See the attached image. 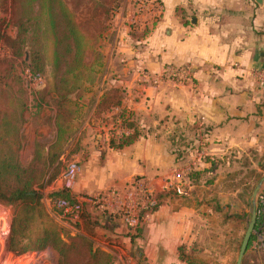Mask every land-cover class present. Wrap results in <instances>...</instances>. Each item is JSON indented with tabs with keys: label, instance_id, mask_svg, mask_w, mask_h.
Instances as JSON below:
<instances>
[{
	"label": "rangeland",
	"instance_id": "obj_1",
	"mask_svg": "<svg viewBox=\"0 0 264 264\" xmlns=\"http://www.w3.org/2000/svg\"><path fill=\"white\" fill-rule=\"evenodd\" d=\"M17 1L4 0L0 6V115L2 109L7 107H10V112L15 113L16 120L20 115L19 134L22 148L19 151V158L21 166L27 167L32 162L35 145L50 144L56 135L55 106L52 104L53 97L49 90V84L53 83L54 70L51 48L45 43L43 71L39 74H35L30 69L34 58L30 49L26 48L20 54L12 51L16 49L14 39L18 29L17 22L21 18V9L17 6ZM112 6L113 14L109 16L108 24L106 23L108 28L96 40L97 57L92 67L93 73L88 74L90 77L85 80L82 93L80 91L77 94L81 97V101H77V112L72 121L73 128L61 145L58 173L49 184L42 186L38 182L33 186L34 191L39 194L36 218L39 217L37 223L48 225L49 222L61 229L65 243L70 244L74 241L78 248L82 245H92L93 252L108 253L111 256V261L109 260L111 264L132 262L149 264L133 247L124 245L118 234L109 230L108 221L112 219L118 224L121 221L120 235L123 237L136 235L141 231L145 220L142 222L140 220V224L130 228L125 222L126 215L116 207L119 205L118 201L124 203L127 195L138 192L148 185L151 176L134 177L128 182L123 176H111L110 168L114 166L116 160L110 159V155L111 152L123 150V148H112L119 143L122 136L135 137L136 134L138 138L150 133V130L138 128V123L145 118L125 106V92L121 93L123 85L118 84L117 78L123 77L126 82L127 71L135 70L132 65L133 57L138 55L137 51L141 52L143 49L142 45L138 46L140 49H136L138 47H134V43L149 34L150 23L153 24L160 19L162 9L156 2L151 4L144 0L135 2L114 0ZM131 8L134 17L127 22V13ZM146 8H152L153 13L149 15L148 26L145 25L140 31L138 29L141 26L140 21L133 22V20L138 21L135 15L142 16L141 11H145ZM75 12L77 15L85 14L82 8L79 11L77 8ZM145 30H148L146 35H144ZM27 37L30 39V36ZM126 58L131 61L127 66L124 64ZM105 93H109L112 98L120 99V102L125 100L123 101L125 110L123 108L107 110V105L100 102V98L102 99ZM259 96L262 97L263 107L264 91ZM259 96L256 98L259 99ZM259 116L264 120V108ZM160 119V124H163L165 121L163 118ZM160 130L159 135L166 134L165 127ZM256 133H259L256 139H219V141L205 139V142L203 139L201 146L194 143L198 147L197 152L201 154L200 161L195 157L194 163L196 165L198 161L202 162L201 165L204 167L196 178L191 177V174L197 172L198 166L191 167L190 170L186 167L193 162L191 159L176 161L178 166L174 167L176 170L172 175L174 182L183 183L185 179L187 185L194 186L195 189L193 190L195 192H191V199L195 201L192 204L198 208L199 217L193 225L189 248L192 252L187 253H193L195 255L193 260L196 262L236 264L241 241L250 221L251 196L264 178V126ZM163 140L168 141L170 149L176 151L175 153L189 149V143L185 142L187 139ZM112 142L114 145H111ZM215 145H217L216 149L211 148ZM193 147L195 146L192 144ZM70 165H75L77 173L71 188L65 189L61 177ZM178 169L184 175H181ZM202 173L204 174L201 175ZM176 174H180V177ZM166 177L154 178H161L166 182ZM171 181L166 185L169 186L168 190L164 189L156 193L151 189V199L153 198L156 204L173 200L174 197H169V194L176 184L174 182L171 184ZM182 190L183 192L178 196L187 199L185 196L188 191L184 188ZM80 198L84 203H81L77 222L67 221L63 212L57 208L56 201L65 199L69 202ZM255 212L258 226L253 230L242 264H264V182L255 197ZM15 215L9 207L0 203V264H3L7 258L9 260L17 258L15 264H22L20 261L25 263L20 259L22 255L14 256L9 250L10 228ZM24 216L20 215L21 219ZM224 218L228 222L225 223ZM33 234H35L34 230L29 231L27 235L30 237ZM112 246L123 248L122 253L113 250ZM82 249L87 250L84 247ZM41 251H49L51 260L49 264H58L61 261L50 249L45 248ZM34 252L38 251H27L24 255L27 253L32 255ZM27 259L30 264L34 263L31 256ZM78 261L80 259L73 258L71 263ZM37 262L46 264L42 260Z\"/></svg>",
	"mask_w": 264,
	"mask_h": 264
},
{
	"label": "crops",
	"instance_id": "obj_2",
	"mask_svg": "<svg viewBox=\"0 0 264 264\" xmlns=\"http://www.w3.org/2000/svg\"><path fill=\"white\" fill-rule=\"evenodd\" d=\"M144 1L160 5V19L150 23L149 34L134 43L143 49L133 57L135 70L127 71L126 82L123 77L117 79L123 85L125 106L145 118L138 128L150 133L123 150L111 152L110 159L116 162L110 171L111 176H123L126 182L150 175L148 185L158 193L167 189L170 180L173 184L176 161L191 159L194 163L195 157L200 161L194 143L201 146L203 139L259 136L256 132L264 126L259 116L264 108L259 96L264 91V0ZM132 10L127 13V22L134 17ZM141 12L142 16L135 15L138 21L133 18V22L140 21V31L148 26L153 9ZM129 63L126 58L124 64ZM169 73L178 79L171 81ZM164 127L166 134L159 135ZM163 139H187L189 149L175 153ZM199 161L193 178L204 170ZM157 176H167V181L154 178ZM180 186L188 191L187 199L169 194L173 200L157 204L136 235L123 237L121 221H108L109 230L149 264H186L179 259L178 249L190 248L199 215L191 199L194 186L187 185L185 179Z\"/></svg>",
	"mask_w": 264,
	"mask_h": 264
},
{
	"label": "trees",
	"instance_id": "obj_3",
	"mask_svg": "<svg viewBox=\"0 0 264 264\" xmlns=\"http://www.w3.org/2000/svg\"><path fill=\"white\" fill-rule=\"evenodd\" d=\"M3 1L0 0V6ZM113 2L114 0L17 1V6L21 9V18L17 22L18 29L14 39L16 49L12 51L20 54L24 49H30L34 57L30 69L39 74L43 71L44 50L47 45L51 48L54 76L53 83L49 84V90L53 97L52 104L55 106L56 135L50 144H36L31 164L23 167L19 158V151L22 148L19 134L21 117L19 115V119L16 120L15 113L9 111L10 107L1 111L0 203L9 207L13 215L16 214V217L13 216L9 241V250L14 256L48 248L60 258L58 264H70L73 258L80 261L71 264H111L109 262L111 256L108 253L93 252L92 245H82L87 249L84 250L82 247L78 248L74 241L70 244L65 243L63 232L56 225L49 222L48 225L37 223L39 194L34 191L33 186L38 182L42 186L49 184L58 173L61 145L73 128L72 121L77 112V101H81L77 94L80 91L82 93L83 84L90 77L88 74L93 73L92 67L97 57L96 40L108 28L109 16L113 14ZM76 7L78 11L81 8L85 10V14L77 15ZM144 32L146 35L148 30ZM27 36H30V39ZM121 93H124L122 88ZM73 95L76 97L72 98ZM100 100L101 104L107 105V110L124 109L123 100L120 102V99L112 98L109 93H105ZM134 136H122L119 143L112 148L122 149L130 146L134 142L133 139H136V134ZM111 145H114V142ZM171 194L175 195L172 192ZM39 214L41 216L40 212ZM20 215L25 216L21 219ZM224 222L228 220L224 218ZM33 230L35 234L29 237L27 234ZM188 251L190 249L182 247L178 249L179 259L186 264H201L193 260L195 255L190 253L192 251L187 255ZM48 252L31 256L32 260H42L49 264L51 260Z\"/></svg>",
	"mask_w": 264,
	"mask_h": 264
},
{
	"label": "built area",
	"instance_id": "obj_4",
	"mask_svg": "<svg viewBox=\"0 0 264 264\" xmlns=\"http://www.w3.org/2000/svg\"><path fill=\"white\" fill-rule=\"evenodd\" d=\"M168 75L171 81L178 79V76L174 73H169ZM194 166H195L194 163H191L187 167V170H190V168ZM76 173H77V168L75 167V165H70L67 167L65 173L61 177V182L65 189L71 188ZM176 175L177 177H180V174H176ZM168 187L169 186H167V188ZM151 189L152 188L149 185H145L140 191L135 193L133 192V194L131 195H127L124 203L118 201L119 205L116 208H118L126 215L125 222L130 228H134L138 224H140V220L141 222L144 221L148 217V214L157 207L156 202L153 200V198L151 199V193H150V191H152ZM182 189L183 188L180 186L179 183L177 185H174V188L171 189V192L178 196L180 192H183ZM136 193H140V194H136ZM88 202L89 201H87V203ZM81 203H84V200L81 198L76 200H71L69 202L65 199H61L56 201V206L63 212V215L64 217H66L67 221L75 223L77 222L81 212ZM46 252L38 251L36 253L34 252L32 255H29L27 253L25 255H22L20 259L27 258V256L29 257L33 255L36 256L37 254H45ZM45 257L47 259L46 255ZM33 264H38V262L34 261Z\"/></svg>",
	"mask_w": 264,
	"mask_h": 264
},
{
	"label": "water",
	"instance_id": "obj_5",
	"mask_svg": "<svg viewBox=\"0 0 264 264\" xmlns=\"http://www.w3.org/2000/svg\"><path fill=\"white\" fill-rule=\"evenodd\" d=\"M257 2H260V0H257ZM263 182H264V178H262V180L257 185V187L255 188V190L251 196L250 221L248 223L247 229H246L244 236L242 238V241H241V245L239 248L236 264H242L244 255L246 253V250H247V247L249 244V241L251 239L253 230L255 228V224H256L255 197H256V194L259 191Z\"/></svg>",
	"mask_w": 264,
	"mask_h": 264
},
{
	"label": "bare ground",
	"instance_id": "obj_6",
	"mask_svg": "<svg viewBox=\"0 0 264 264\" xmlns=\"http://www.w3.org/2000/svg\"><path fill=\"white\" fill-rule=\"evenodd\" d=\"M28 258V257H27ZM27 258H24L23 261L26 263V264H30L29 260ZM18 259H14V260H9L8 258L4 260L3 264H15V262L17 261ZM22 260V259H21ZM33 261V260H32ZM22 264H25L23 263L22 261H20ZM19 264V263H17Z\"/></svg>",
	"mask_w": 264,
	"mask_h": 264
},
{
	"label": "flooded vegetation",
	"instance_id": "obj_7",
	"mask_svg": "<svg viewBox=\"0 0 264 264\" xmlns=\"http://www.w3.org/2000/svg\"><path fill=\"white\" fill-rule=\"evenodd\" d=\"M256 221H257V219H256ZM255 226L257 227V226H258V224L256 223V224H255Z\"/></svg>",
	"mask_w": 264,
	"mask_h": 264
}]
</instances>
